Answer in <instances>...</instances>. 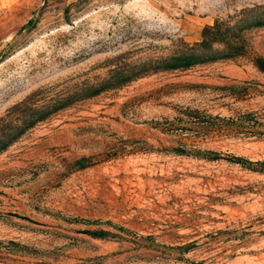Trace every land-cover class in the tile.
Segmentation results:
<instances>
[{
    "label": "rangeland",
    "instance_id": "374dc122",
    "mask_svg": "<svg viewBox=\"0 0 264 264\" xmlns=\"http://www.w3.org/2000/svg\"><path fill=\"white\" fill-rule=\"evenodd\" d=\"M256 58L264 0H0V118L65 103L0 151V264H264Z\"/></svg>",
    "mask_w": 264,
    "mask_h": 264
},
{
    "label": "trees",
    "instance_id": "16d2710c",
    "mask_svg": "<svg viewBox=\"0 0 264 264\" xmlns=\"http://www.w3.org/2000/svg\"><path fill=\"white\" fill-rule=\"evenodd\" d=\"M228 26H221L218 20H215L212 25L204 26L201 29V37L199 41L187 44L185 47L177 50V52L157 60H153V68L157 69H177L184 68L191 64H198L213 60V58L219 57V55L233 56L236 51V43L232 45L231 38L227 36ZM213 44L227 46V49H231L229 54H220L213 48ZM236 45V47H234ZM255 65L257 68L264 70V58H256ZM112 77L115 81L116 77L120 76V81L126 82L129 78L141 74L130 73L128 75H122L121 71H114ZM124 76V77H123ZM113 82V81H112ZM98 89L92 90V93L97 92ZM65 103H57L56 105L50 104V106L35 105L30 103L29 100L16 103L5 115L0 118V151L5 149L11 142H13L25 129L32 126L35 122L44 119L53 110L60 108ZM16 115V116H14Z\"/></svg>",
    "mask_w": 264,
    "mask_h": 264
}]
</instances>
